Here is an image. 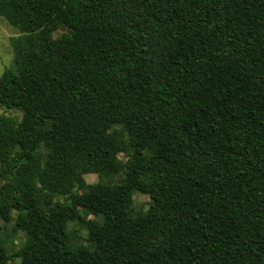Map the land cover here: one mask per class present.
I'll list each match as a JSON object with an SVG mask.
<instances>
[{"label": "trees", "instance_id": "1", "mask_svg": "<svg viewBox=\"0 0 264 264\" xmlns=\"http://www.w3.org/2000/svg\"><path fill=\"white\" fill-rule=\"evenodd\" d=\"M0 17L21 33L0 108L22 114L0 116V220L27 235L9 254L0 224V264H264V0H0Z\"/></svg>", "mask_w": 264, "mask_h": 264}, {"label": "rangeland", "instance_id": "2", "mask_svg": "<svg viewBox=\"0 0 264 264\" xmlns=\"http://www.w3.org/2000/svg\"><path fill=\"white\" fill-rule=\"evenodd\" d=\"M20 31L10 25L5 18L0 17V78L3 75L4 71L7 68H14V50L11 44V39L18 37L20 35ZM69 31L64 28L60 27L54 33V39L56 42L61 45L65 46L69 39ZM7 115L11 117H15L17 119H21L22 114L19 111L7 109L6 107L0 108V116ZM24 151L27 150V146L23 145ZM122 176H119L116 179V183H119L122 180ZM85 180L87 184H96L100 181L98 175L95 174H88L85 176ZM83 192V191H81ZM58 201L66 202L67 199L64 197H58ZM153 207V202L151 198L147 195H143L141 193H136L134 196V210L140 212H150ZM81 214L84 216L85 213L81 211ZM17 216L16 213H11V219L8 222L4 220H0V224L4 226L5 233L8 235V246L7 250L9 254H13L14 252L18 251L21 245L27 239V235L24 232H14L13 224L14 219ZM89 219H95L98 222H102L101 217H94L90 216ZM68 229L76 230L78 238L76 243L82 245H89L88 243V233L86 229L79 224L77 220H70L67 224ZM91 245V244H90ZM93 248V246H91ZM20 259H14L10 262V264H20Z\"/></svg>", "mask_w": 264, "mask_h": 264}]
</instances>
